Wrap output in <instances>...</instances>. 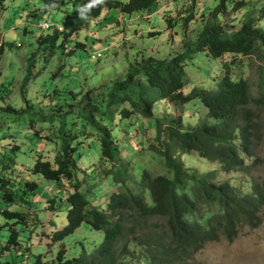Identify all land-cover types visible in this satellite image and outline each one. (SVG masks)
<instances>
[{"label":"trees","instance_id":"16d2710c","mask_svg":"<svg viewBox=\"0 0 264 264\" xmlns=\"http://www.w3.org/2000/svg\"><path fill=\"white\" fill-rule=\"evenodd\" d=\"M232 1L233 10L244 15L239 27L222 23L230 0H218L202 11L208 20L194 42L186 41L183 51L165 59L145 58L96 96L90 88L81 94L75 90L59 94L63 102L65 97L75 101L67 104L70 108L56 104L46 113L35 110L28 98L27 105L19 109L0 107V132L16 134L29 126L35 129L30 137L55 145L53 159L29 147V151H38L34 162L21 171L18 153L27 151L23 142L20 145L15 134L12 142L0 138V214L5 219L0 222V235L8 231L0 241V264H16V259L10 263L11 257L30 252L32 234L44 232V222H40L43 232H36L38 223H29L22 208L34 202L39 177L69 185L65 198L57 199L66 202L67 224L51 231L52 242H62L84 223L102 231L103 238L91 250L82 242L77 256L67 258L63 246L55 259L38 254L32 264H203L195 256L207 243L221 237L233 241L244 227L254 229L262 224L264 177L257 172L264 169V158L256 152L258 114L250 105L264 106V0ZM5 2L0 0V11ZM156 2L105 0L84 12L85 18L79 15L80 7L62 24L42 28L54 30L38 37L21 87L25 89L39 76L32 72L41 55L53 56L57 50L71 54L84 47L78 42L69 49V42L90 18L101 16L104 6L132 14L152 11ZM195 53L221 65V74L209 86L188 85L186 66L195 62ZM247 57L260 62L256 94L243 70H234ZM160 100L176 106L199 100L205 116L213 121L189 127L181 118L158 116ZM134 116L155 123L156 143H148L147 149L157 155L162 171L138 163L136 157L127 159L124 137L137 129L132 127H136ZM130 139L140 152L146 149L139 148L137 137ZM91 147L99 153L92 165L84 159ZM191 152L218 167L199 171L188 166L185 157ZM220 173L231 177L219 178ZM47 202L46 209L57 203L54 198Z\"/></svg>","mask_w":264,"mask_h":264},{"label":"rangeland","instance_id":"374dc122","mask_svg":"<svg viewBox=\"0 0 264 264\" xmlns=\"http://www.w3.org/2000/svg\"><path fill=\"white\" fill-rule=\"evenodd\" d=\"M217 1L159 0L158 2L157 0L152 11H139L132 14H121L118 9H107L104 6L101 16L98 19L90 18L69 42V49H74L78 42L84 43V47L76 48L71 54L57 50L55 54H52L53 56L38 57L32 73L39 76L23 89L21 85L27 73V61L38 46V37L54 30H43L39 23L46 21L53 26L62 24L67 15L75 14L87 1L6 0L5 9L0 11V45L3 46V51L0 52V107L12 106L19 109L27 105L26 98H28L35 110L47 113L56 104L70 108L71 106L67 104L75 103L66 97L63 102L59 94L62 96L73 90L80 91L81 94L90 88L93 91L92 95L96 96L112 81L124 78L130 66L139 64L145 58L165 59L183 51L186 41L189 39L194 42L208 20L207 16L203 17L202 11L214 7ZM242 11L243 9L240 12ZM243 16V13L233 10V1L230 0L222 23L229 26L234 23L235 27H239ZM97 52H101L102 56L92 58V55ZM195 57L193 59L195 62L186 66L188 85L209 86V82L221 74L219 71L221 65L217 62L218 60L198 53H195ZM259 64L255 57H247L244 58L241 66L234 67L237 72L243 70V75L250 79L254 94L257 93L259 81ZM61 65L63 66L59 69ZM78 101V104H83L82 100L78 99ZM157 105L158 116L181 118L184 126L194 127L213 121L205 116L206 109L199 100L179 106L160 100ZM250 107L258 114L256 125L259 138L256 152L264 158V106L257 107L251 104ZM134 117L132 122L134 121L136 127L131 125L137 129L124 137L125 147L129 152L127 159L136 157L138 163L140 161L152 170L162 171L163 166L159 163L157 155L147 149L148 143H156L152 129L155 123L152 119ZM10 125L12 129H16L13 123ZM34 131L35 129L28 126L25 127L24 132L16 134L0 132V138L3 137L4 143L12 142L13 134L20 145L23 142L22 148L27 151L18 153L21 171L24 170V166L28 168L27 165L32 164L36 157L38 150L29 151V147L40 149L47 157L54 158L55 145L46 144L38 137L36 139L30 137ZM28 135L29 139H27ZM132 137L138 138L139 148L146 146V149L140 152L134 148L133 140L130 139ZM85 153L87 154L84 158L86 163L92 165L99 160L97 148L91 147ZM186 155L185 163L199 171L218 167L216 163L199 157L195 152L186 153ZM257 173L264 177L263 167ZM229 177L231 174H219V178ZM68 187L66 182L56 184L53 180L39 177V188L34 202L29 208L25 205L22 208L29 223H38L36 232L40 229L43 232L40 222H44V232L40 236L33 233L29 240L30 252L22 256L17 255V258L13 255L10 263L16 259V264H32L34 256L38 254H41L44 259L52 260L56 258L63 246H65L66 257L71 258L81 252L82 242L88 250L101 242L103 232L91 229L85 223L62 242H52L51 231L61 229L67 224L66 202L57 199L65 198ZM48 198H54L57 202L52 209L45 208ZM4 220L0 214V222ZM1 234L0 241H3L8 231L4 230ZM195 258L203 264H264V217L259 227L254 229L244 227L233 241L221 237L218 241L207 243Z\"/></svg>","mask_w":264,"mask_h":264},{"label":"clouds","instance_id":"9594fccd","mask_svg":"<svg viewBox=\"0 0 264 264\" xmlns=\"http://www.w3.org/2000/svg\"><path fill=\"white\" fill-rule=\"evenodd\" d=\"M105 2V0H88V2L86 4L83 5V10L79 11V15L81 18H85L84 17V12L88 11L89 9L95 7L96 5H103ZM46 22V21H43ZM42 22V23H43ZM49 23V22H48ZM41 23H39L40 26ZM53 26V25H52ZM51 26V27H52ZM41 27V26H40ZM42 28V27H41ZM59 29H62L61 25L59 26Z\"/></svg>","mask_w":264,"mask_h":264},{"label":"built area","instance_id":"2783aa9c","mask_svg":"<svg viewBox=\"0 0 264 264\" xmlns=\"http://www.w3.org/2000/svg\"><path fill=\"white\" fill-rule=\"evenodd\" d=\"M40 26L42 27V28H50L51 26H52V24H50V23H48V22H43V23H41L40 24ZM102 56V53L101 52H97L96 54L94 53L93 55H92V58H100Z\"/></svg>","mask_w":264,"mask_h":264},{"label":"crops","instance_id":"0c3cea01","mask_svg":"<svg viewBox=\"0 0 264 264\" xmlns=\"http://www.w3.org/2000/svg\"><path fill=\"white\" fill-rule=\"evenodd\" d=\"M158 2H159V0H158ZM122 14V13H121ZM150 14H152V13H150ZM148 16H151V15H148Z\"/></svg>","mask_w":264,"mask_h":264}]
</instances>
